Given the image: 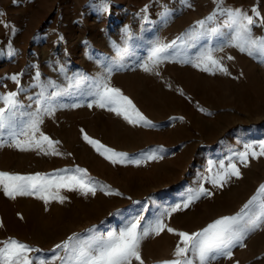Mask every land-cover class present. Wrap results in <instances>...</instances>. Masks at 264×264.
Instances as JSON below:
<instances>
[{"label":"rangeland","instance_id":"1","mask_svg":"<svg viewBox=\"0 0 264 264\" xmlns=\"http://www.w3.org/2000/svg\"><path fill=\"white\" fill-rule=\"evenodd\" d=\"M222 7L252 16V36L264 37V0H223ZM217 8L218 0H0V96L18 92L23 110L34 112L42 86L55 82L57 88L47 87L46 92H62L54 101L55 113L45 115L40 125L41 132L59 141L55 148L61 154L9 146L12 136L5 130L0 136L4 143L0 172L52 178L59 170L79 167L98 182L96 195L60 189L66 197L63 203L45 204L34 195L12 199L0 189V242L13 238L40 249L29 253L33 264H39L51 261L56 253L63 255L55 246L73 233L88 235L95 226V233L106 235L137 215L153 221L201 186L211 195H201L188 208L166 215L168 227L199 231L220 217L236 214L257 194L264 184V156H249L245 166L238 154L246 144L259 151L264 142V57L231 46L234 29L228 17L218 12L205 26L214 32L188 40L153 72L138 66L147 60L155 42L187 39L186 33L199 31L197 21ZM208 49L228 74L194 66ZM112 64L124 67L114 68L111 86L132 100L151 127L130 124L106 108L87 106L93 100L87 93L105 74V66ZM13 75L19 83L11 79ZM81 77L87 79L69 90ZM85 133L132 159L163 147V159L112 164L83 139ZM221 162L225 168L235 163L241 173L222 187L210 182ZM100 185L107 187L101 191ZM178 239L166 230L147 238L141 246L145 264L172 259ZM243 244L232 249L231 258L219 256L210 264H264V225Z\"/></svg>","mask_w":264,"mask_h":264},{"label":"snow or ice","instance_id":"2","mask_svg":"<svg viewBox=\"0 0 264 264\" xmlns=\"http://www.w3.org/2000/svg\"><path fill=\"white\" fill-rule=\"evenodd\" d=\"M222 2L223 0H218L217 12L212 13L205 20L197 21L199 31L194 28L186 33L187 39L177 37V40L170 43L155 42L147 60L138 66L144 72L151 73L160 64L170 60L176 54L177 49L185 45L188 40L203 37L206 32H214L215 29H206L205 26L215 20L218 12L226 15L229 23L233 26L234 34L231 37V46L236 47L241 52H246L249 56L264 57V37L252 36L253 17L239 9L223 8ZM103 8L107 11L106 2ZM253 11L255 12V9ZM177 41L180 42L179 45ZM12 51L14 50H10L9 54H12ZM228 59L233 58L229 56ZM201 65H203V71L213 73L219 71L228 74L227 68L223 66L220 59L213 55L212 49L203 52L198 62L194 64L195 67H201ZM123 67L122 64L119 66L115 64L105 66V74L97 78L94 83V90L87 93L93 97L92 102L87 106L91 108L96 105L100 108H106L117 115H122L130 124L151 127L152 122L139 112L132 100L125 96L119 88L110 84V77L114 68L119 70ZM38 77L39 73H37ZM11 79L19 83L17 75H13ZM80 79L87 78H79L75 83L70 84L69 90L73 87L79 88ZM47 87L56 89L57 85L55 82H49L48 85L41 87V91L35 100L36 110L34 112L23 110L24 106L17 100L18 92H9L0 96V103L3 104V107H0V136H3L5 130L8 131L9 135L12 136V143L9 146L22 151L39 149L45 155L61 154L55 148L59 141H53L40 131L43 117L55 113L56 105L54 101L62 95L59 90L47 93ZM59 106L65 107L66 105L61 104ZM71 106L78 107L80 105L72 104ZM201 110L203 111V109ZM81 131L83 132V130ZM18 136H23L24 139H18ZM83 139L112 164L139 165L143 161L163 159L161 153L165 151L163 147H160L141 153L138 159H132L129 158L127 153L117 152L106 147L86 133L83 135ZM45 144L47 150H45ZM0 147H4L2 141H0ZM258 147L259 151L256 150L254 145L246 144L245 151L238 154L239 161L247 166L249 156L252 158L264 156V142H261ZM59 172H71L72 174L61 175ZM59 172L52 178L40 173L20 175L0 172V189L12 199L17 196L34 195L43 200L45 204L52 200L63 203L66 197L59 194L60 189L79 190L85 196L88 194L96 195L98 182L87 175L86 169L77 167L74 170L65 169L59 170ZM240 175V169L235 163L230 162L225 168L224 163L221 162L220 171L214 173L210 178V182L214 186L222 187L232 176L239 178ZM106 187L100 185L99 189L103 191ZM105 194L121 195L119 192L112 193L111 191H106ZM201 195H211V193L201 186L195 194L188 195L182 204H178L171 209H165L161 216L155 220L146 221L143 215H137L126 220L119 231H110L106 235L95 233V226H93V229L87 230L88 235L73 233L55 246V249L63 250V255L56 253L51 261L40 260L39 264H53L56 260H60L62 264H133L134 261L138 264H145L141 256L142 243L150 236H159L165 230L174 233L179 239L173 252V258L160 261L159 264H210V261L219 256L231 258L233 255L232 249L237 245L243 247V241L248 235L264 225V184L259 186L257 194L253 195L239 212L234 215L220 217L199 231L192 233L177 231L164 223L166 215L170 216L173 212L188 208ZM134 203L140 202L134 201ZM142 221H144L143 224ZM0 243L3 244V247H0V264H33L29 253L40 251V249H34L13 238ZM55 249H53L54 253Z\"/></svg>","mask_w":264,"mask_h":264}]
</instances>
